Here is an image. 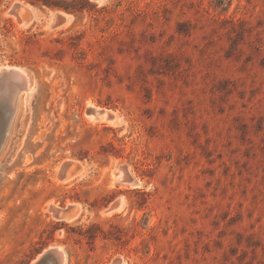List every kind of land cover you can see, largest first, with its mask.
<instances>
[{
    "label": "rangeland",
    "instance_id": "rangeland-1",
    "mask_svg": "<svg viewBox=\"0 0 264 264\" xmlns=\"http://www.w3.org/2000/svg\"><path fill=\"white\" fill-rule=\"evenodd\" d=\"M85 1L0 0V264H264V0Z\"/></svg>",
    "mask_w": 264,
    "mask_h": 264
},
{
    "label": "water",
    "instance_id": "water-1",
    "mask_svg": "<svg viewBox=\"0 0 264 264\" xmlns=\"http://www.w3.org/2000/svg\"><path fill=\"white\" fill-rule=\"evenodd\" d=\"M97 1V0H92ZM20 7H16L15 11H19ZM58 21H61V18H57ZM3 68H0V70ZM5 73L4 71H0V152L4 146L6 136L8 134V131L10 129L12 119L14 112H12L10 109H8L10 106L6 101V97L13 95L14 88L7 85L5 82ZM14 73L13 71H9L8 74ZM18 81V80H17ZM19 86V90H25L27 88L26 81L24 76L21 78V81L17 82ZM18 90H16V93L18 95ZM8 109V110H7ZM100 114V113H98ZM66 174V171L64 172V175ZM51 212L55 219L64 221L68 219L69 217L73 216L76 212L75 207L68 206L65 208H52ZM65 263V253L64 251L60 250L59 248H49L47 249L35 262V264H64Z\"/></svg>",
    "mask_w": 264,
    "mask_h": 264
},
{
    "label": "bare ground",
    "instance_id": "bare-ground-1",
    "mask_svg": "<svg viewBox=\"0 0 264 264\" xmlns=\"http://www.w3.org/2000/svg\"><path fill=\"white\" fill-rule=\"evenodd\" d=\"M98 2H100L101 0H97ZM0 71H4V72H7V73H5V78H4V80H5V82L7 83V85L8 86H10V87H12V88H14L15 90H13V91H15V92H13V95H10V96H7L6 97V101H7V103L9 104V108L8 109H10L12 112H14L15 113V108H14V106H15V97H16V95L17 94H15L16 93V90H18V92L20 91L19 90V84L17 83L18 81H21V78L23 77L22 76V74L21 73H19V72H17L16 70H14V69H12V68H3V69H1ZM9 71H13L14 73H12V74H8L9 73ZM18 80V81H17ZM7 109V110H8ZM91 112H93V111H91ZM96 116H98V115H100V114H98V112H96V111H94L93 112ZM13 117H14V115H13ZM13 120V119H12ZM11 127V126H10ZM9 132H10V129H9V131H8V134H9ZM8 134H7V136H8ZM7 136H6V138H7ZM6 141V140H5ZM5 144V143H4ZM4 147V146H3ZM72 217H74V216H71V217H69L68 219H70V218H72ZM68 219H66V220H68Z\"/></svg>",
    "mask_w": 264,
    "mask_h": 264
},
{
    "label": "trees",
    "instance_id": "trees-1",
    "mask_svg": "<svg viewBox=\"0 0 264 264\" xmlns=\"http://www.w3.org/2000/svg\"><path fill=\"white\" fill-rule=\"evenodd\" d=\"M32 6H44L51 10L61 9L65 12L73 11L71 3H86L85 0H26Z\"/></svg>",
    "mask_w": 264,
    "mask_h": 264
}]
</instances>
